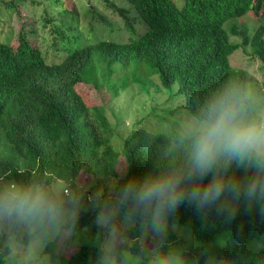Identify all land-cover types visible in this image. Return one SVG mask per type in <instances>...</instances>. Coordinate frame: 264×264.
<instances>
[{
  "label": "trees",
  "instance_id": "1",
  "mask_svg": "<svg viewBox=\"0 0 264 264\" xmlns=\"http://www.w3.org/2000/svg\"><path fill=\"white\" fill-rule=\"evenodd\" d=\"M1 1L0 27H7L0 33V172L9 179L50 185L55 179L65 181L64 190L70 192L64 194L74 196L70 205L77 211L66 227L85 230L87 239L62 264H96L107 235L95 222L101 206L83 210L93 201L94 188L87 191L80 180L90 178L107 187L103 177L116 176L122 156L125 173L115 184L118 189L128 176L155 167L165 153L167 138L162 131L150 135L135 129L121 150L116 149V128L109 113L101 103H88L85 86L94 88L97 98L101 94L107 99L136 84L148 99L160 100L163 107L154 106L151 117L161 119L158 116L186 111L198 96L226 77L251 81L247 70L232 66L230 56L240 45H250L252 55L264 64V0H184L180 6L174 0H106L125 19L127 41L104 39L85 44L80 35L72 33L76 27H69L68 34L53 25L52 45L66 52L59 62L47 61L37 41V21L32 16L23 20L21 6L13 0H4L11 14L4 20ZM54 1L66 2L72 24L76 19L80 22L74 0ZM249 10L262 20L251 36H244L236 25L226 28L230 18L242 17ZM97 17L105 20L101 14ZM231 34L240 35L242 43H232ZM149 140L153 146L147 144ZM177 216L202 246L218 242L225 234L221 249H210L223 264H264V218L255 212L237 214L229 224L215 215L203 224L187 205ZM12 232L15 239L29 242L26 233ZM134 236L130 233V242ZM4 238L0 235V264L8 263L11 250Z\"/></svg>",
  "mask_w": 264,
  "mask_h": 264
},
{
  "label": "clouds",
  "instance_id": "2",
  "mask_svg": "<svg viewBox=\"0 0 264 264\" xmlns=\"http://www.w3.org/2000/svg\"><path fill=\"white\" fill-rule=\"evenodd\" d=\"M166 138L155 167L128 176L101 204L95 222L107 239L96 264H223L194 241L178 210L191 207L203 224L213 215L229 224L241 206L264 218V90L226 77L188 105ZM63 191L37 180L0 183V226L34 237L60 228L75 215Z\"/></svg>",
  "mask_w": 264,
  "mask_h": 264
},
{
  "label": "rangeland",
  "instance_id": "3",
  "mask_svg": "<svg viewBox=\"0 0 264 264\" xmlns=\"http://www.w3.org/2000/svg\"><path fill=\"white\" fill-rule=\"evenodd\" d=\"M11 1V0H6ZM19 7V12L24 16L23 20H27L28 17L32 16L37 21L36 26L39 31V38L37 39L39 46L45 51L48 62H59L66 55V52L62 49L56 48L52 45V40L55 38V32H53V25L60 26L65 29L68 34H71L69 27H76V30H72V33H76L81 36L82 43L90 44L100 40H113V41H127V35L129 31H124L125 19L121 17L120 13L112 10L106 0H74V6L80 13V22L72 24L70 11L67 10V3L56 4L54 0H13ZM36 4H34V2ZM123 3H129L128 1L120 0ZM177 5H181L184 0H174ZM2 5V18L7 20L11 17L10 11L6 8L5 1H1ZM97 14H101L105 17V20L97 17ZM48 15V16H47ZM68 15V16H67ZM47 16L45 19L44 17ZM17 21L16 19H14ZM9 22V20H8ZM262 23L261 18L255 15L252 10H249L244 16L238 18H230L225 26L232 27L236 25L239 29L244 30L245 35L251 36L255 26ZM7 26L0 27V33ZM255 27V28H254ZM253 28V29H252ZM228 29V28H227ZM232 43H242V37L240 35H230ZM64 45V44H63ZM231 64L234 68H242L247 70L251 75V83L258 90H264L262 86V80L264 79V64L262 60L252 55V47L250 45H240L235 52L230 56ZM143 73V72H141ZM136 84L128 86L122 91L117 97H110L103 99L101 94H97L94 88L85 86L84 96L88 103L91 101L93 104L101 103L107 114L109 113L111 124L116 128L114 132L113 144L116 149L121 150L124 139L129 136L135 129H144L149 132L150 135H154L159 131L167 133V131L174 125V122L179 116L184 113H170L164 114L163 117L158 116L161 119L151 117L152 108H162V103L157 97L152 101L148 99V95L144 92L138 91ZM106 92L104 91V94ZM153 96V95H152ZM161 103V104H160ZM160 104V105H159ZM176 104L173 105V107ZM162 114V115H163ZM147 144L153 146L152 140L147 141ZM124 158L121 156L116 176L106 175L103 177L104 186L101 182L91 180L90 178L83 177L81 187L94 188L91 193L93 201H90L87 208H83L84 211H90L96 207L101 206L104 202L105 196L115 190V184L119 178L125 173V165H123ZM10 180L5 173L0 172V183L7 182ZM52 185L60 186L63 190L67 187L65 181L61 179H55ZM62 195L66 202V207L74 209L70 204L72 203L74 196ZM103 192L104 197L98 200V194ZM82 205H80V208ZM75 215L77 213L74 209ZM238 214L246 215L243 206ZM74 215V216H75ZM70 217L68 221L56 230H47L43 234H37L35 237L28 235L29 242H21L15 239V234L12 232L10 226H0V235H4V243L11 250L8 255L7 264H62L69 256L73 253L80 243L86 241L87 235L85 230L76 231L71 228H67V224L74 217ZM193 232V231H192ZM194 235V232H193ZM225 234L218 242H213L211 250L218 251L221 249L224 243ZM194 241L198 245H203L195 239ZM15 244L18 247V251L13 254L12 245ZM54 257L52 258V255Z\"/></svg>",
  "mask_w": 264,
  "mask_h": 264
},
{
  "label": "built area",
  "instance_id": "4",
  "mask_svg": "<svg viewBox=\"0 0 264 264\" xmlns=\"http://www.w3.org/2000/svg\"><path fill=\"white\" fill-rule=\"evenodd\" d=\"M69 192H70L69 190H65V193H66V194H69Z\"/></svg>",
  "mask_w": 264,
  "mask_h": 264
}]
</instances>
